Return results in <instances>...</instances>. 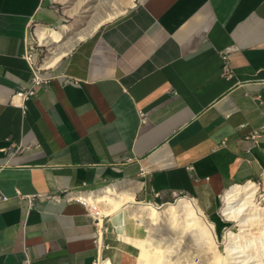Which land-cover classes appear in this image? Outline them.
<instances>
[{"label": "crops", "instance_id": "1", "mask_svg": "<svg viewBox=\"0 0 264 264\" xmlns=\"http://www.w3.org/2000/svg\"><path fill=\"white\" fill-rule=\"evenodd\" d=\"M63 1L0 0V264H99L118 229L106 217L97 244L80 193L106 184L206 208L232 183L264 185V0H134L20 107L32 27L73 15Z\"/></svg>", "mask_w": 264, "mask_h": 264}, {"label": "bare ground", "instance_id": "2", "mask_svg": "<svg viewBox=\"0 0 264 264\" xmlns=\"http://www.w3.org/2000/svg\"><path fill=\"white\" fill-rule=\"evenodd\" d=\"M71 1L72 0H68L66 3L71 5L73 8L72 12L77 14L75 16H77L79 20L88 21L91 18L90 16L95 15L92 14V12L96 11H90L87 7L83 8L79 0H73L74 4ZM132 2L133 0H129L122 7H118L119 9L117 8L114 10H111V7H104L105 9L101 10L99 16L95 20L93 18V23H91V25L86 22H81L79 25L64 24L58 28L39 26L37 28L39 42L42 44L47 43L46 45L49 48L47 55L42 59L41 65L46 68L54 64L63 54L69 51L78 40L90 34L102 22L110 20L116 15L124 12L127 5ZM77 8L81 10L77 11ZM108 8L111 11H109ZM258 187L259 186L251 180L243 184H233L226 192V203L222 207L221 212L227 219L236 218L241 226L245 227V225L250 224L249 228L262 236L264 233V207L259 206L258 203L255 202ZM135 191L136 184L130 179L107 184L102 188L80 193V195L88 204H95V202L100 199H105L112 203V209L109 210L107 214L111 215V219L118 229L121 238L129 240L137 246L139 251L137 255V264H170V260L166 256L168 249L150 243L147 237L141 238L125 234L123 232L122 221L124 215L123 210H126L128 215L134 217L138 222L147 221L149 223H158L159 220H164L170 221V223H181L185 227L186 232L195 240L201 239L202 236L210 240L213 238L210 233L215 235L213 230L214 224L206 220L203 213L204 211L197 204L194 197H181L176 200V202H170L167 207L162 208L151 201H137L135 199ZM262 196L264 197V193ZM230 233L231 232L228 234V239L236 235L233 234L231 236ZM210 255L212 264H231L228 256L221 258L217 255L215 250H212ZM99 264L117 263H113L110 259L105 258L102 259Z\"/></svg>", "mask_w": 264, "mask_h": 264}, {"label": "rangeland", "instance_id": "3", "mask_svg": "<svg viewBox=\"0 0 264 264\" xmlns=\"http://www.w3.org/2000/svg\"><path fill=\"white\" fill-rule=\"evenodd\" d=\"M58 1L60 4H65L63 0ZM79 1L81 2L83 8L87 7L90 11H96L98 13L92 12V14L95 15L90 16L91 18L88 21H81L79 18H77V16H75L77 15L75 12H72L73 15L67 12L65 20L59 24V26L64 24L79 25L81 22H86L87 24L91 25V23H93V18L95 20L101 13L102 9L111 7L110 9L114 10L118 7H122L129 0H106L107 2L105 0ZM133 2L128 4L127 8L132 5ZM109 8L108 10L111 11ZM59 26L54 28H58ZM38 27L39 26H37L36 29L32 27L30 44L32 45V52L34 49H38V53H35L34 56L32 55V59L34 57L33 63L41 65L42 59L45 55H47L49 48L46 44L39 42V36L37 35ZM42 67L45 68L44 66ZM243 183H245V181L238 182V184ZM232 184L223 190L216 198L211 199V208H206L203 202L197 197L188 194L186 195L196 199L197 204L204 211L203 213L206 220L214 224L213 230L215 235L210 233L211 237H213L210 240H208V238L205 236H202L201 239H193L186 232L185 227L181 223H170V221L164 220H159L158 223H149L147 221L138 222L134 217L129 216L126 210H123V214L130 217L129 220L133 226H136L137 223V225L141 226V231L139 235H136L137 237H147V240L150 243L157 244L160 247L162 246L164 249H168L166 256L170 260V264L171 262L172 264H212V260L210 258L212 250H215L217 255L221 258L228 256L231 264H264V233L262 236H260L258 232H253L252 229L249 228L250 224L245 225V227L241 226L236 218L227 219L221 212L222 207L226 203V192L232 186ZM263 193L264 185H260L255 196V202L258 203L259 206L264 207V197L262 196ZM181 197H184V195H172L168 199L156 201L151 200V202L164 208L167 207L168 203L176 202V200ZM135 199L137 201H145L139 200L136 196ZM89 205H92V209H99L101 207V209L106 214L112 209V203L105 199L97 200L95 204ZM108 217H111V215L108 214L107 219ZM229 232H231V236L233 234H236L237 236L235 235V238H231L232 240L229 238V240ZM108 239L110 242L105 243L111 247L110 249L106 250L103 258L108 257L113 263L117 264H137V255L139 251L136 245L131 243L129 240L121 238V236L117 233L110 234Z\"/></svg>", "mask_w": 264, "mask_h": 264}, {"label": "built area", "instance_id": "4", "mask_svg": "<svg viewBox=\"0 0 264 264\" xmlns=\"http://www.w3.org/2000/svg\"><path fill=\"white\" fill-rule=\"evenodd\" d=\"M31 49H32V45L30 44L29 51L26 54L27 58H29L30 60L32 58V50ZM31 65H32L31 84L26 88L17 89L11 95V97H12L11 100L14 102V104H16L20 107H24V108H25V102L27 100H29L35 94V85L40 84L42 82H47L48 78H49L48 76L43 74L44 68L42 67V65H37L36 63H33V62ZM257 135H258V132H256V130H255L254 132H252L250 137L255 140ZM258 186H260V185L258 184ZM173 195H184V196H186L187 194L184 193L183 191H175L173 193ZM88 208H89V214L91 216L92 222L95 225V232H96L95 241L98 242L97 244L101 245L103 238H104V233L107 230L105 223H106V217L108 216V214L103 212L101 207L99 209H92V205L88 204Z\"/></svg>", "mask_w": 264, "mask_h": 264}]
</instances>
